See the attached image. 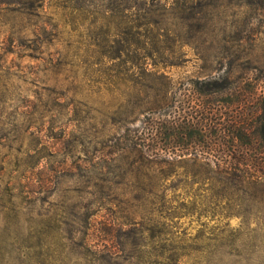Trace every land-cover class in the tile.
<instances>
[{"label":"rangeland","instance_id":"374dc122","mask_svg":"<svg viewBox=\"0 0 264 264\" xmlns=\"http://www.w3.org/2000/svg\"><path fill=\"white\" fill-rule=\"evenodd\" d=\"M75 1L0 0V264H148L162 247L190 264H264V210L249 227L203 212L191 163L125 149L146 114L124 124L135 95L110 85L96 46L108 27L89 12L104 0ZM200 3L198 49L165 70L179 95L196 77H235L238 57L264 68V0Z\"/></svg>","mask_w":264,"mask_h":264},{"label":"trees","instance_id":"16d2710c","mask_svg":"<svg viewBox=\"0 0 264 264\" xmlns=\"http://www.w3.org/2000/svg\"><path fill=\"white\" fill-rule=\"evenodd\" d=\"M164 1L104 0L89 11L110 34L96 45L111 63L110 85L124 81L135 95L134 102H127L124 124L146 114L138 127L126 126L125 149L158 164L191 163L186 175L192 187L199 185L195 196L202 192L197 195L204 201L200 209L240 217L241 226L249 227L250 211L264 210V95L257 90L264 84V68L238 57L235 77L231 70L196 77L179 95L165 70L181 65L185 47L198 49L192 32L204 26L202 5L201 0ZM262 213L258 218L264 221ZM158 251L145 263L191 262L192 253L184 248Z\"/></svg>","mask_w":264,"mask_h":264}]
</instances>
